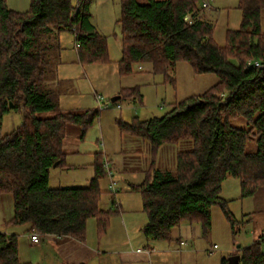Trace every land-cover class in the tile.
I'll return each mask as SVG.
<instances>
[{"label":"trees","instance_id":"trees-1","mask_svg":"<svg viewBox=\"0 0 264 264\" xmlns=\"http://www.w3.org/2000/svg\"><path fill=\"white\" fill-rule=\"evenodd\" d=\"M197 4L198 0H121L122 75L134 73L133 66L140 64L171 78L168 73L186 63L197 75L218 77L209 90L176 102L163 117L118 123L122 134L151 146L144 180L129 185L143 196L148 221L142 233L151 241H171L173 231L185 223L199 224L207 237L215 206L237 235L240 222L221 196L224 182L238 179L242 199L264 188V0H239L242 24L227 31L223 46L214 41V26L201 17ZM90 8L91 0H31L29 10L18 12L0 0V195L13 198L8 224L81 242L86 241L90 219L96 221L98 238L110 226L115 212L100 206V180L108 173L97 164L88 186L51 188L50 172L64 162L68 126H80L84 137L99 112L60 111L45 81L49 54L60 50L52 39L61 31L73 33L81 65L109 63L107 38L92 24ZM188 15L191 23L185 20ZM127 100L142 102L138 87L123 89L115 103ZM13 111L21 112L23 121L5 135L3 120ZM52 112L53 116H42ZM239 119L246 122L245 128L233 124ZM184 140H191L193 148L177 153L173 169H158L159 149ZM249 142L256 144V152H247ZM263 244L264 235L243 249L237 264H264ZM228 263L227 258L221 261ZM0 264H30L20 260L17 235L0 232Z\"/></svg>","mask_w":264,"mask_h":264},{"label":"rangeland","instance_id":"rangeland-1","mask_svg":"<svg viewBox=\"0 0 264 264\" xmlns=\"http://www.w3.org/2000/svg\"><path fill=\"white\" fill-rule=\"evenodd\" d=\"M207 3L211 7L203 8V1L198 0L197 7L201 10L200 14L203 10L211 15L214 41L223 46L227 31L238 29L242 24L243 16L239 9V0H210ZM26 5L29 10L31 0H28ZM90 11L91 22L96 30L107 38L109 63L81 65L78 62L73 33L61 31L52 39L56 46L60 42V50L54 49L49 54L50 64L45 85L53 90L60 111H98L99 116L84 137L80 126H68L62 146L64 162L51 169L49 185L51 188L86 187L95 177L97 164H103L105 167L109 163L111 176L107 174L100 180V188L104 192L100 206L115 212L107 233L113 237L123 235L127 229L125 225L128 218V222L133 223L129 227L134 239L132 243L133 246H137L144 242L141 241L144 237L139 229L142 227L140 226L142 221L147 224V215L143 210V196L130 190L128 179L135 183L144 180L142 172L150 162L147 159L150 155V143L129 134H122L118 123L131 122L136 117L141 120L163 117L176 102L190 96L201 95L209 90L218 82V77L215 74L197 75L186 63H179L172 73H168L171 78L163 73L155 74L149 66L140 64L133 66L134 73L122 75L119 66L123 57L119 25L122 16L121 0H91ZM262 31L264 32V14ZM135 87L139 88L143 96L142 102L133 103L132 100H127L112 103V98L119 97L123 89ZM97 96L102 97V100L99 101ZM53 115L54 112L42 116ZM22 121L21 112L13 111L6 115L3 120V134H11L21 126ZM233 124L241 128L246 127L243 119L235 120ZM192 148L191 140L163 145L157 167L173 169L176 166L177 153ZM247 152H256V144L249 142ZM106 171L108 173V170ZM112 182L115 183L114 188L119 189L116 195L111 192ZM221 196L228 201L229 211L240 222L238 233L233 235L232 227L222 210L213 207L211 233L201 241L195 254L187 259L191 264H221L223 258L242 255L243 249L253 245L264 235V188L259 189L254 196L242 199L239 180L231 177L224 182ZM115 203L117 206L122 205L123 215L126 216L125 223ZM13 206L12 196L0 195V231L7 232L10 229L16 231L19 253L21 250L24 261L26 256L36 249L30 247L32 243L28 234L22 232L29 225L16 227L8 224ZM87 229L89 234L96 235L94 219L88 221ZM214 245H217V249H214ZM190 247L193 248L195 245ZM262 252L264 253V244ZM185 260H181L178 254L157 253L151 263L140 264H185Z\"/></svg>","mask_w":264,"mask_h":264},{"label":"crops","instance_id":"crops-1","mask_svg":"<svg viewBox=\"0 0 264 264\" xmlns=\"http://www.w3.org/2000/svg\"><path fill=\"white\" fill-rule=\"evenodd\" d=\"M139 1L145 2L146 0H139ZM202 1L204 3V2H209L210 0H202ZM26 2H28V0H11L8 1V6L11 10L18 12H26L28 9ZM210 7L211 5H208L206 8H210ZM201 17L204 20L211 22V15L206 14V12L203 10ZM60 62L61 61L59 54V66H60ZM58 73H59V69H58ZM161 149L162 147L159 149L157 154L156 167ZM147 159L150 162H148V167L143 170L142 174H144L148 170L151 164V160H152L151 146H150V155L147 156ZM131 183L139 184L133 181H129L128 179V184ZM117 207H119V211H121L123 215L124 212L123 209L121 208L122 205L119 204ZM12 216H13V212L10 216V219L12 218ZM122 218H123V223H125L126 216L123 215ZM132 224L133 223L128 222V218H127L125 227L128 230L126 229V232L124 231L125 235L123 234L116 237H113L112 235L107 233L102 238H98L97 234L94 236L89 234L87 229V237L85 242H81L77 239L68 236L57 237L54 235H47V236H42L41 242L39 244H35L32 242L31 234L33 232L30 230V226L25 225L27 228L22 230V232H26L28 234V238H30V241L32 243L30 247L32 248L35 247L36 251L31 254H28L25 260L23 261L22 253L20 250L19 253L20 260L23 263H30V264H140L142 262L151 263L153 256L158 253L161 255L178 254L181 260L186 259L184 261L185 264H191L190 261H187V259L190 256H192L193 253L197 250V247L201 245L200 244L201 241H203L208 237V236L207 237L202 236V229L199 224L185 223L173 231L172 240L169 242L151 241L146 239L145 236L143 235L144 240L141 241L144 242H141L142 243L141 245H137V246L134 245L136 246L134 247L132 243V240H134L132 238L133 234L132 232L129 231V227L132 226ZM140 226L142 227H140L139 231H142V228H144L143 226H145L144 221H142V224ZM0 232L8 235H17L14 229L12 230L10 229L7 232L6 231H0ZM182 242H186V244L183 245ZM192 245L193 246L195 245V247L193 248L190 247ZM147 251H150V253H147Z\"/></svg>","mask_w":264,"mask_h":264},{"label":"built area","instance_id":"built-area-1","mask_svg":"<svg viewBox=\"0 0 264 264\" xmlns=\"http://www.w3.org/2000/svg\"><path fill=\"white\" fill-rule=\"evenodd\" d=\"M202 6H203V8H206L208 6V3L204 2ZM185 20L190 22V23L192 22V19H191L190 15H188ZM253 64L255 66H260L258 62H252V61L248 62V65H253ZM139 68H141V67H139ZM97 99L100 101V100H102V97L97 96ZM105 169L108 170V174L111 176L108 164L105 165ZM114 187H115V183L112 182V184H111V192L116 194L119 189H115ZM41 238H42V235L40 233H38V232H33L31 234V240L35 244H39L41 242ZM182 244L185 245L186 242H182ZM214 249H217V246H214ZM147 253H150V251H147Z\"/></svg>","mask_w":264,"mask_h":264},{"label":"water","instance_id":"water-1","mask_svg":"<svg viewBox=\"0 0 264 264\" xmlns=\"http://www.w3.org/2000/svg\"><path fill=\"white\" fill-rule=\"evenodd\" d=\"M117 100V97L112 98V103H115ZM11 108H13V105L11 104ZM55 167H57V164L55 165ZM240 247V246H239ZM239 259L238 255H233L229 258V263L228 264H237V261Z\"/></svg>","mask_w":264,"mask_h":264}]
</instances>
